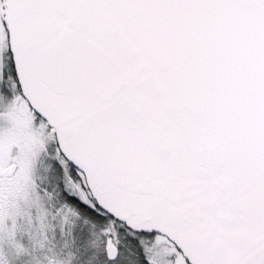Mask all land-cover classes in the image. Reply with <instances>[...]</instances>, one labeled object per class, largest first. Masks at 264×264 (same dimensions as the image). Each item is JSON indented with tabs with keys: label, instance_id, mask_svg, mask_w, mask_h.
<instances>
[{
	"label": "snow or ice",
	"instance_id": "obj_1",
	"mask_svg": "<svg viewBox=\"0 0 264 264\" xmlns=\"http://www.w3.org/2000/svg\"><path fill=\"white\" fill-rule=\"evenodd\" d=\"M0 264H264V0H0Z\"/></svg>",
	"mask_w": 264,
	"mask_h": 264
}]
</instances>
